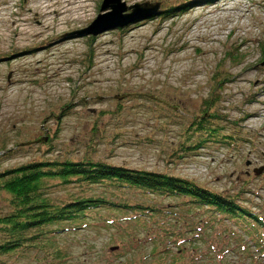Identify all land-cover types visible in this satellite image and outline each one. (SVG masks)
<instances>
[{"label": "rangeland", "instance_id": "obj_1", "mask_svg": "<svg viewBox=\"0 0 264 264\" xmlns=\"http://www.w3.org/2000/svg\"><path fill=\"white\" fill-rule=\"evenodd\" d=\"M102 1L0 0V172L32 160L90 157L239 196V205L264 221V0L184 6L178 4L185 0H121L127 7L157 4L161 11L178 6L122 31L81 37ZM207 112L240 140L232 147L207 142L192 151L191 139L179 147L192 118ZM46 135L50 150L47 140L41 143ZM57 190L56 196L66 193ZM132 192L119 193L120 199L174 213L92 210L85 227L55 234L63 264H264V228L247 236L232 219L208 221L200 240L189 236L177 245L164 231L170 225L186 231L190 219L206 221L207 214L189 211L183 199ZM4 199L0 192V213L8 209ZM161 235L165 239L154 240ZM210 243H227V252L208 255ZM42 256L30 252L21 263L36 264L31 260ZM201 257L206 260L198 262Z\"/></svg>", "mask_w": 264, "mask_h": 264}, {"label": "trees", "instance_id": "obj_2", "mask_svg": "<svg viewBox=\"0 0 264 264\" xmlns=\"http://www.w3.org/2000/svg\"><path fill=\"white\" fill-rule=\"evenodd\" d=\"M192 1L185 0L178 5H189ZM205 1V4H209L215 0ZM178 5L165 8L162 10V15L167 16L175 12V6ZM262 54L264 57V48ZM160 103L167 104L163 101ZM172 110L173 113L180 112L175 107ZM209 118L214 120V123L211 124ZM55 120L59 121L56 117ZM216 120H218V115L208 114V112L202 117L192 118L191 125L186 127L187 135L180 136L178 146L185 149L187 141L191 139H194L193 144L196 147L195 150L191 149L192 151L204 148L207 142L235 146V141L240 139L236 138L231 131V133L226 131L227 128ZM46 139L45 145L50 150L52 138L46 135ZM33 143L24 146L29 147ZM57 188L65 189L66 193L56 196ZM132 190H139L142 195L153 194L165 198L183 199L184 203L181 205L184 204L189 211L194 209L196 214L197 212H201L198 213L199 215L207 214L206 221L190 219L186 231H178L175 225H170L167 229L169 233L164 231L167 238H172L177 245L181 244L179 241L189 236L200 240L205 231L209 230L207 228L211 226L208 221H212V224H220L223 220L232 219L240 223L247 236L249 232L264 228V221L253 213L251 208L239 205L243 202L239 196L230 197L214 193L193 181L171 174L131 169L122 165L95 161L90 157L39 159L0 172V192L5 194L4 202L7 201L8 207L5 212L0 213V264H22L21 262L29 256L30 252H35L41 257L45 246H51L49 250L51 255L33 259L32 263L63 264L67 258H64L62 250L56 247L58 236L56 237L55 234L57 232L71 233L78 226L85 227L83 220H86L89 212L95 209L118 208L132 210L136 215L144 212L150 216L154 213L164 214L165 217H170L174 213L172 207L158 210L151 206L143 207L129 200L120 199L119 193L132 194ZM106 194H113L120 200L117 203L111 202L104 196ZM181 205L178 207L181 208ZM93 214H90L91 219ZM186 218L185 216L180 217L182 220ZM106 222L108 225L113 224L111 221ZM138 222L144 223V221ZM61 224L71 226L62 227L59 231L52 228ZM165 235L154 240L165 239ZM231 235L234 236V233ZM259 237L261 248H264L263 234ZM192 247L198 249V246ZM226 247L227 243L223 245L210 243L206 252L208 255L212 252L224 254L227 252ZM184 250H181L180 254H184L182 253ZM154 253L156 254L155 251ZM178 256L182 262L181 255ZM205 260L204 257L197 259L198 262ZM181 264L191 263L182 262Z\"/></svg>", "mask_w": 264, "mask_h": 264}, {"label": "water", "instance_id": "obj_3", "mask_svg": "<svg viewBox=\"0 0 264 264\" xmlns=\"http://www.w3.org/2000/svg\"><path fill=\"white\" fill-rule=\"evenodd\" d=\"M25 1V0H23ZM155 10L152 12V10ZM99 16L91 25L81 31V37H97L101 34L123 30L151 17H158L162 14L157 4L150 6L146 4H137L127 7L121 0H104L100 5ZM264 67V60L261 64ZM127 95L115 97L117 100L126 98ZM47 139H43V143Z\"/></svg>", "mask_w": 264, "mask_h": 264}, {"label": "bare ground", "instance_id": "obj_4", "mask_svg": "<svg viewBox=\"0 0 264 264\" xmlns=\"http://www.w3.org/2000/svg\"><path fill=\"white\" fill-rule=\"evenodd\" d=\"M64 14V13H63ZM46 17H44L43 19H45Z\"/></svg>", "mask_w": 264, "mask_h": 264}]
</instances>
